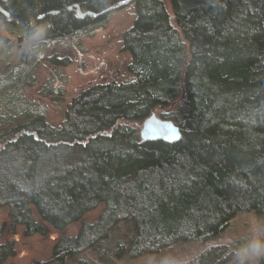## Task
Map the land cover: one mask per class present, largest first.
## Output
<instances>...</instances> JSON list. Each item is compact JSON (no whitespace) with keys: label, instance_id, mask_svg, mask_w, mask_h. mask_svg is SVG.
Instances as JSON below:
<instances>
[{"label":"trees","instance_id":"1","mask_svg":"<svg viewBox=\"0 0 264 264\" xmlns=\"http://www.w3.org/2000/svg\"><path fill=\"white\" fill-rule=\"evenodd\" d=\"M121 1L0 0L9 15L0 11V21L20 44L44 26L38 53L50 43L67 49L72 36L105 27L111 12H100ZM128 4L135 18L121 51L129 53L130 78L81 90L60 127L17 89L34 84L38 54L12 61L8 47L1 52L0 207L9 223L0 226V264L15 255L5 235L18 226L26 236H46L50 227L60 234L49 259L26 264H92L82 252L103 260L159 256L180 243L212 242L241 213L264 214V0ZM74 5L91 13L80 17ZM46 59L49 80L65 85L60 68L71 58ZM55 93L63 96L64 87ZM154 112L179 127V140L141 139L139 127ZM101 204L99 216L85 220ZM76 223V234L65 235ZM230 259L209 243L190 264Z\"/></svg>","mask_w":264,"mask_h":264},{"label":"rangeland","instance_id":"2","mask_svg":"<svg viewBox=\"0 0 264 264\" xmlns=\"http://www.w3.org/2000/svg\"><path fill=\"white\" fill-rule=\"evenodd\" d=\"M134 18V4H128L112 11L108 15L106 26L95 29L92 35L72 36L69 38L71 47L61 49L59 45L48 44L46 49L40 50L41 53L35 58L33 66L39 64V61L42 65L37 66V73H34L36 76L34 84L31 86L18 84L17 89L21 90V93H24L28 100L43 105L46 112V121L55 127H60L70 100L80 90L95 83H103L112 78L115 79V76H117L119 81L125 82L130 78V74L127 71L130 56L129 53L121 51V36L132 25ZM1 21L0 69L3 66L1 52L6 51L7 47L5 58L8 60L17 61L26 52L23 51L24 44H20L16 36L9 35ZM78 42H81V44L78 45ZM5 43H8V45H4ZM80 48L84 49V51ZM53 53L67 55L72 60L68 66L60 68L61 74L67 79L65 85L60 79L49 80L50 76L53 75L52 69L54 67L46 58ZM59 86L65 89L63 96H56L55 88L57 89ZM51 89L54 91L51 92ZM51 97L56 100V105L52 102ZM155 114L159 117L158 112ZM103 208L104 206L101 204L93 211L88 212L85 215V220L93 222ZM253 217H264V214L257 215L250 212L237 215L230 221L223 232L209 243H219L225 234H230L234 241L242 240L241 242H235V245H238V243L240 245L243 244L247 235L248 221ZM36 218H38L37 215ZM4 223H9L8 210L5 206L0 207V226ZM79 225V223L71 225L64 234H76ZM23 230V226H18L16 233L5 235L8 240H13L15 243V255L9 258L5 264H26L34 259H49L55 240L60 236L59 232L50 227V231L46 236L40 234L26 236L23 234ZM209 243L204 241L180 243L159 256H142L136 259H130L126 256L121 260H103L95 251L82 253H87V256L94 257L92 264H160V261L165 257L191 256L193 253L204 249Z\"/></svg>","mask_w":264,"mask_h":264},{"label":"clouds","instance_id":"3","mask_svg":"<svg viewBox=\"0 0 264 264\" xmlns=\"http://www.w3.org/2000/svg\"><path fill=\"white\" fill-rule=\"evenodd\" d=\"M44 32V26H33L25 37L23 51L39 54L35 42L43 37ZM244 239L243 244L235 245L232 236L225 234L219 243L229 251L230 264H260L264 258V217H253L248 221L247 235ZM200 251L193 253L192 256L165 257L160 264H190Z\"/></svg>","mask_w":264,"mask_h":264},{"label":"water","instance_id":"4","mask_svg":"<svg viewBox=\"0 0 264 264\" xmlns=\"http://www.w3.org/2000/svg\"><path fill=\"white\" fill-rule=\"evenodd\" d=\"M130 2V0H123L120 3L114 4L107 9L100 12V14L110 13L120 6H124ZM76 7V13L80 17L90 14V11L82 12L78 5ZM72 8V7H69ZM0 11L9 17V15L4 12L1 7ZM97 15V14H94ZM10 19V18H9ZM139 135L141 139L144 140H163L166 142H174L181 138V132L177 125H175L171 120L162 119L158 117L155 112L148 116L139 127Z\"/></svg>","mask_w":264,"mask_h":264},{"label":"crops","instance_id":"5","mask_svg":"<svg viewBox=\"0 0 264 264\" xmlns=\"http://www.w3.org/2000/svg\"><path fill=\"white\" fill-rule=\"evenodd\" d=\"M112 79H113V78H112ZM110 80H111V79H110ZM108 81H109V80H108ZM83 89H84V88H83ZM83 89H82V90H83ZM80 91H81V90H80ZM80 91H79V92H80ZM79 92H78V93H79ZM78 93H77V94H78ZM77 94H75V95H77ZM75 95H74V96H75ZM74 96H73V97H74ZM73 97H72V98H73Z\"/></svg>","mask_w":264,"mask_h":264},{"label":"bare ground","instance_id":"6","mask_svg":"<svg viewBox=\"0 0 264 264\" xmlns=\"http://www.w3.org/2000/svg\"><path fill=\"white\" fill-rule=\"evenodd\" d=\"M39 54H40V53H39ZM39 54H38V55H39Z\"/></svg>","mask_w":264,"mask_h":264}]
</instances>
